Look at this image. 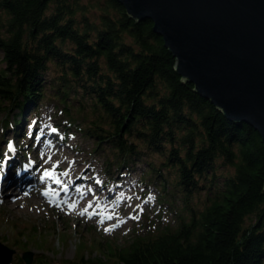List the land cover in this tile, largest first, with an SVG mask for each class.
I'll return each instance as SVG.
<instances>
[{"label":"trees","instance_id":"obj_1","mask_svg":"<svg viewBox=\"0 0 264 264\" xmlns=\"http://www.w3.org/2000/svg\"><path fill=\"white\" fill-rule=\"evenodd\" d=\"M0 50L6 130L18 137L27 112L53 98L107 167L144 160L161 196L180 200L174 222L123 242L91 228L72 257L32 264H264L263 138L183 80L151 19L136 21L119 0H0ZM9 215L0 226L23 252L50 245L48 232L72 237L67 224Z\"/></svg>","mask_w":264,"mask_h":264},{"label":"rangeland","instance_id":"obj_2","mask_svg":"<svg viewBox=\"0 0 264 264\" xmlns=\"http://www.w3.org/2000/svg\"><path fill=\"white\" fill-rule=\"evenodd\" d=\"M0 65H4L1 50ZM35 108V114L27 112L23 131L18 137L14 135L13 128L5 129L7 115L2 113L0 116V184L8 185L6 194L9 196L4 200L0 195V214L8 212L12 214L9 218H29L35 220L38 225L57 224L63 228L67 224L72 227L67 232H73L67 243H63L59 235L53 232L41 236L51 246L45 245L44 249H40L39 246L31 244L27 250L33 251L34 258L72 257L76 253L79 238H91V228L116 242H123L134 232H146L152 230L155 225L174 222L180 200L175 198V201L170 202L161 196V184L156 178L150 179L146 161L138 160L123 168H118V165L107 167L108 161L104 152L96 149L93 139L85 137L78 128L70 126L55 99L47 97ZM16 112L17 110L14 113ZM46 130H49L50 135L45 137ZM9 144L12 149L7 147ZM20 147L24 149V154L19 150ZM67 154L74 157V161L67 166L80 168V172H83L82 180L91 187L90 190L98 187L99 192L110 191L114 194L118 206L116 211H104L105 216H114L108 223H101L102 216L99 219H92L89 214L81 216L80 212L69 209L68 206L62 208L45 200L42 193L47 186L40 184L44 171L52 169L57 155ZM25 164L27 166L23 168ZM13 169L16 174L21 169V174L8 182ZM61 169L58 166L56 173ZM218 172L231 173L232 169L220 168ZM22 180V193H19V182ZM119 184L123 187L119 188ZM1 189L3 188H0V192ZM57 201L65 199L58 197ZM14 234L9 226H0V241L15 249L10 264H26L24 259H19L23 251L13 246Z\"/></svg>","mask_w":264,"mask_h":264},{"label":"water","instance_id":"obj_3","mask_svg":"<svg viewBox=\"0 0 264 264\" xmlns=\"http://www.w3.org/2000/svg\"><path fill=\"white\" fill-rule=\"evenodd\" d=\"M119 1L136 21H153L184 81L264 142V0ZM14 253L0 241V264ZM22 259L32 264L33 251Z\"/></svg>","mask_w":264,"mask_h":264},{"label":"bare ground","instance_id":"obj_4","mask_svg":"<svg viewBox=\"0 0 264 264\" xmlns=\"http://www.w3.org/2000/svg\"><path fill=\"white\" fill-rule=\"evenodd\" d=\"M45 134H46L45 137L49 136L50 135L49 130H46ZM56 160H57L56 162H59V166L62 168L58 173H56L57 177L61 180L62 183L61 185H57L50 178H42L40 184L47 186V189L42 193L45 197V200L57 201L58 197H64L67 203H62L63 201L61 202L57 201V204H59V206H61L62 208L66 207L68 203H75L76 207L72 210L81 212L85 208H87L88 213H92V215L90 216L92 219H99L102 216L104 224L112 220L114 216H110L111 219H108L107 218L108 216L104 215V211L105 210L116 211L118 203L116 201L115 196H113L114 194L112 195V192L110 191H108L107 193L105 191L99 192L98 187H96L94 190H90L91 187L85 182H83L84 180H82L83 172L82 171L80 172V168L78 166H70V167L67 166L68 163L74 161V157L72 155L69 154L62 156L57 155ZM26 166L27 165L25 164L23 168H25ZM65 171L68 172V176L60 175V173H63ZM24 179L26 178L24 177ZM22 182L23 180L19 182L20 184L19 190L21 191L19 193H22ZM64 184L68 185V190L66 192L62 190V186ZM11 186L13 187L12 184ZM11 186L9 188H11ZM105 187L106 186H104V188ZM121 187L123 186L119 184V188ZM1 188L3 189H1L0 195L4 200H7L9 197L6 194L8 185L5 184ZM77 188H79L80 191H77ZM52 192H56V194H53ZM45 193H48V195H45ZM89 204H91V207H89ZM97 205H99V207H97ZM88 213H86L83 216L88 215Z\"/></svg>","mask_w":264,"mask_h":264},{"label":"snow or ice","instance_id":"obj_5","mask_svg":"<svg viewBox=\"0 0 264 264\" xmlns=\"http://www.w3.org/2000/svg\"><path fill=\"white\" fill-rule=\"evenodd\" d=\"M7 147L9 149H12V145L11 144H9ZM58 166H59V162L54 163L52 165V169L51 170H45L44 171V174H43V177L42 178H50V179H52L54 181L55 184L61 185L62 182H61V180L56 175V169L58 168ZM60 175L68 176V172L65 171L63 173H60ZM62 190L66 192L68 190V185L67 184H64L62 186ZM77 191H80V189L77 188ZM45 195H48V193H45ZM57 195H58V193H57ZM50 203L57 204V201L56 200H52V201H50ZM62 203H67V201H63ZM57 206H59V204H57ZM67 206H68L69 209H74L76 207V204L75 203H68ZM89 207H91V204H89ZM97 207H99V205H97ZM86 213H88V209L87 208H85L83 211H81L80 212V215L83 216ZM88 214H89V216L92 215V213H88ZM107 218L108 219H111L110 216L107 217ZM101 223H103V219L101 220ZM105 230L106 231H111V229H105Z\"/></svg>","mask_w":264,"mask_h":264}]
</instances>
